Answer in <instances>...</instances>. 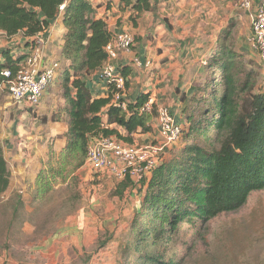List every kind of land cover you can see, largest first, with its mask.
Returning a JSON list of instances; mask_svg holds the SVG:
<instances>
[{
  "label": "trees",
  "instance_id": "obj_1",
  "mask_svg": "<svg viewBox=\"0 0 264 264\" xmlns=\"http://www.w3.org/2000/svg\"><path fill=\"white\" fill-rule=\"evenodd\" d=\"M121 4L136 13L133 22L154 10L150 0H121ZM58 18L66 30L61 56L68 65L59 76L65 105L52 121L64 118L68 131L56 167L42 169L36 177V202L49 198L55 180L85 166L92 140L106 137L133 145L137 135L152 132L154 119L153 113L141 112L146 94L129 101L127 111L112 103L111 87L107 97L93 98L85 77L99 75L108 57L105 47L114 34L89 0H0V33L8 38L21 36L26 48ZM228 33L222 34L221 44L208 56L205 80L182 110L188 127L180 147L148 176L143 175L138 185L127 178L116 192L122 197L138 186L142 194L118 264H183L184 259L171 251L177 246L181 225H206L221 215L239 212L253 192L264 190V85L256 90L252 72H246L240 55L223 43ZM0 56L3 86L8 79L2 73L9 70L14 77L27 53L17 56L7 48ZM118 70L128 78L127 66ZM53 156L51 149L49 160ZM10 183V167L0 146V199ZM12 197L10 226L25 209L20 193Z\"/></svg>",
  "mask_w": 264,
  "mask_h": 264
},
{
  "label": "crops",
  "instance_id": "obj_2",
  "mask_svg": "<svg viewBox=\"0 0 264 264\" xmlns=\"http://www.w3.org/2000/svg\"><path fill=\"white\" fill-rule=\"evenodd\" d=\"M89 1L95 7L98 17L105 18L114 36L127 31L135 37L132 50L120 53L119 59L115 61L118 68L127 66L129 70L128 101L146 94L148 98L154 99L156 108L168 107L176 121L188 127L182 110L196 94L197 86L205 80L208 56L221 42L220 38L226 31L233 29L235 32L237 27L244 25V35L247 39L250 37L253 17L261 0H251L250 10L240 8L239 0H150L154 10L143 13L136 22L132 21L136 13L122 5L121 0ZM65 32L61 18H58L47 30L46 37L49 41L48 58L60 60L67 66L68 63L61 56ZM230 35L231 33H228V38ZM23 42L21 36L8 38L6 34L0 33V52L11 48L15 54L27 53L29 49ZM138 59L143 63L152 62L151 68L139 67L136 64ZM0 61H3L1 56ZM85 80L94 99L108 96L109 88L99 75L87 76ZM57 82L59 81L44 93L37 107L0 101V146L11 171V183L6 196L17 189L25 201L26 197H29V190L34 194L36 177L42 169H46L43 163H46V159L49 160L50 150L58 155L65 147L68 123L64 118L53 122L48 114L65 105L63 86ZM24 109L28 112L22 111ZM30 110L34 111V116H31ZM40 118L44 121L48 118L45 129L36 128ZM6 120L10 122L6 123ZM31 121L34 124L33 129L28 127ZM42 131L50 134H44ZM156 140L165 147L174 148V144L163 143L159 137L154 117L152 132L137 135L134 144L151 147ZM50 142L52 146H49ZM32 144L35 145V150H31ZM90 174L91 172L87 174L84 184L88 191L87 197L81 198L77 216L69 218H77L79 221L66 228L74 227V230L78 231L75 233L77 236H81L80 229H83L86 235L95 233L93 236L109 231L112 237L110 244H116L119 251L142 194L136 187L127 189L122 197L118 196L116 192L123 181L115 179L109 173H102V182L91 184L93 178ZM27 212L32 216V211L27 209ZM29 222L28 218L24 226L27 235L36 231V227ZM52 237L54 240L46 241L55 246L57 235ZM71 238L72 233L66 239L71 242ZM0 264L20 263L13 259L11 254L0 249Z\"/></svg>",
  "mask_w": 264,
  "mask_h": 264
},
{
  "label": "rangeland",
  "instance_id": "obj_3",
  "mask_svg": "<svg viewBox=\"0 0 264 264\" xmlns=\"http://www.w3.org/2000/svg\"><path fill=\"white\" fill-rule=\"evenodd\" d=\"M244 30V25L237 27L235 32L233 29L230 30V37L226 38L223 43L240 55L238 60L244 64L246 72H252L257 90L258 87L264 85V61L251 48L249 38L247 39L244 35ZM19 53H16L17 56ZM63 67L66 66L63 64ZM57 80L60 82L59 78ZM3 89L0 87V101L12 102L9 93ZM22 111L28 112L27 109ZM29 112L31 116L35 115L33 110ZM54 113L56 112L48 113L51 120ZM32 122L28 126L29 129L34 128ZM47 122L48 118L45 121L40 118L36 128L45 129ZM42 133L50 134L45 131ZM184 136L185 132L181 140L174 144V148L165 147L156 140L151 147L152 149L157 148L155 149L157 150V161L160 162L168 156V152L171 153L175 148H179ZM51 144L50 142L49 146ZM35 148L32 144L31 150ZM56 160V154L52 160L46 159V163H43L44 168L56 167ZM90 172L93 178L91 184L102 182L100 174L92 172L85 164L74 174H65V179L55 180L53 192L42 202L34 201L35 192L33 194L29 190L26 202L23 200L25 209L21 211L20 219L15 221L14 226H10L12 206H14L12 196L19 193V190L16 191V189L11 195L1 198L0 249L11 254L12 258L20 264H118L121 250L117 251L116 244H110L112 237L109 231L93 236L95 233L86 235L84 234L86 232L83 233V229H80L81 236H77L75 233L78 231H75L74 227L66 228L79 221L77 218L73 220L69 218L77 216L81 207V198L87 197L88 191L84 184ZM133 183L138 185L136 181ZM27 209L33 212L32 216L28 214ZM28 218L29 223L36 227L35 233L31 235L24 232ZM70 233L73 234L71 242L66 239ZM54 234L58 238L55 246L46 241V239L54 240L55 236L52 237ZM122 240L124 244V237ZM171 251L178 253L184 259L183 264H264V190L253 192L246 206L239 212L221 215L206 225H181L177 246Z\"/></svg>",
  "mask_w": 264,
  "mask_h": 264
},
{
  "label": "built area",
  "instance_id": "obj_4",
  "mask_svg": "<svg viewBox=\"0 0 264 264\" xmlns=\"http://www.w3.org/2000/svg\"><path fill=\"white\" fill-rule=\"evenodd\" d=\"M242 9H251V0H239ZM63 10V8H62ZM46 33L38 34L34 43L29 47L26 62L19 68L14 77L9 70L2 74L8 81L0 87L9 93L14 103H25L30 107L40 105L44 93L51 87L63 72V63L60 60H50L47 50L49 41ZM135 44V37L130 32H122L113 37L105 47L107 61L99 71V78L112 88L113 104L128 109L127 82L115 61L120 53L129 52ZM249 44L258 57L264 61V0H261L253 17ZM139 67L150 69L152 62L143 63L137 60ZM142 113H155L158 135L166 144H177L185 131L171 110L166 106L155 107L153 98L144 103ZM157 148L142 147L136 144L129 145L118 142L114 138L100 137L89 144L86 166L97 174L109 173L115 179L124 181L129 178L133 182L149 175L150 171L159 163L156 158Z\"/></svg>",
  "mask_w": 264,
  "mask_h": 264
}]
</instances>
